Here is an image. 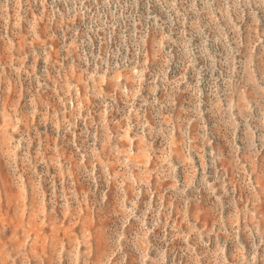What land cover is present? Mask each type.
<instances>
[{
	"label": "rangeland",
	"instance_id": "obj_1",
	"mask_svg": "<svg viewBox=\"0 0 264 264\" xmlns=\"http://www.w3.org/2000/svg\"><path fill=\"white\" fill-rule=\"evenodd\" d=\"M0 264H264V0H0Z\"/></svg>",
	"mask_w": 264,
	"mask_h": 264
}]
</instances>
